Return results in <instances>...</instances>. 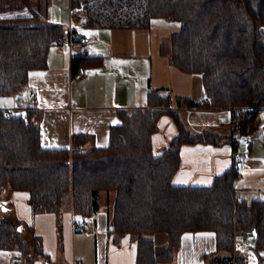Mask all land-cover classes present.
I'll use <instances>...</instances> for the list:
<instances>
[{
  "label": "trees",
  "instance_id": "trees-1",
  "mask_svg": "<svg viewBox=\"0 0 264 264\" xmlns=\"http://www.w3.org/2000/svg\"><path fill=\"white\" fill-rule=\"evenodd\" d=\"M36 0H0V98L21 97L33 71L49 66L63 25L11 26L10 21L36 18ZM84 9L86 29H151L157 19L178 23L170 37L171 59L182 72L201 75L205 98L173 95L151 88L147 107L119 110L121 122L111 127L109 145L86 148L89 135L75 133L70 148L42 144V112L20 102L0 109V197L11 190L28 195L34 214L60 213L93 217L100 194L114 193L109 236L115 245L137 244L136 264L170 263L186 233L215 232L216 264H236L237 241L254 239L264 253V199L239 195V140L261 118L264 108V0H71ZM30 11L31 15L24 14ZM104 64L102 56L80 55L73 75ZM233 112L230 134L194 132L181 108ZM169 116L179 131L157 153L154 135ZM231 144L232 166L209 186H180L174 177L182 166V148L192 144ZM0 221V249L18 250L28 264L40 257L50 264L42 236L31 226ZM167 237L159 251L155 236ZM208 258V257H207ZM219 259V260H218ZM41 264V263H40ZM242 264H245L244 262ZM264 264V255L259 258Z\"/></svg>",
  "mask_w": 264,
  "mask_h": 264
},
{
  "label": "crops",
  "instance_id": "crops-1",
  "mask_svg": "<svg viewBox=\"0 0 264 264\" xmlns=\"http://www.w3.org/2000/svg\"><path fill=\"white\" fill-rule=\"evenodd\" d=\"M24 14L31 15L30 11ZM160 28L154 24L151 29H89L88 32L80 30L93 37L94 42L90 55L102 56L104 58L102 66L88 69L87 77L83 80L78 79L73 75V61L68 50L61 51L54 45L50 51L48 68L33 71L28 88L23 95L19 98L15 97V104L11 107L0 104V109L2 107L16 108L20 102L33 105L42 112L41 131L44 147L70 148L73 134L85 133L89 135L86 148L90 149L95 146L109 145L111 127L121 122L119 110L132 111L147 107L148 92L151 88L163 90L170 88L172 89L170 93L173 95L193 97L195 100L204 99L205 97L197 99L192 95L195 75L182 72L174 66L171 58L163 55L160 44L161 35L158 33ZM138 64H141L144 69H149L147 82L140 87L135 67ZM107 68L109 70H106ZM30 91L36 92L35 99L31 98ZM180 111L182 117L188 114L190 126L204 130L212 129L224 135L230 134L228 125L233 120V112L230 109L212 111L184 107ZM164 124L170 125L169 139L159 135ZM254 128L253 124L250 132L243 134L246 148L239 154V160L244 159L249 164L256 163L251 157L258 147V141H254L258 140ZM160 130L153 137L157 153H162L179 131L176 123L167 115L160 120ZM232 152L233 148L229 143L185 145L182 148V166L174 177V184L180 186L211 185L216 176L225 173L232 166ZM258 172H264V168H256L253 174ZM244 190L243 192L248 191V189ZM262 191V189L258 190L259 193ZM113 194L101 193L98 213L90 218L82 217V219H87L88 226L95 231L96 256L93 264H136V242L133 243L128 238L123 241L122 245L117 246L108 233L111 224V205L115 200V194ZM4 199H0L2 208L0 209V221L2 212L7 211H10L12 215V212H16L19 218L27 220L30 228L34 226L36 233L42 236L45 251L50 257V264H59L60 260L57 259L55 252L57 246L53 240L58 214L51 212L34 214L28 195L25 193H14ZM106 200L107 206L104 205ZM13 204L14 210L11 208ZM67 209L71 216L73 215V222L70 224V215L65 214L66 228L67 230L69 228V235L72 230L76 240V224L79 221L76 222L74 219L75 214L72 208ZM50 242L54 244L53 247ZM155 242L160 252L167 248L166 236L156 235ZM216 245L215 232L186 233L174 260L161 264H216L217 256H210L215 252ZM244 246H246L245 240H238L235 253L240 256L241 260L244 257L247 258L246 264H249L252 260L250 253H244L242 250ZM263 255V252L258 254L257 264ZM70 256L71 253L68 257ZM22 257V253L18 250L0 249V264H25ZM74 257L76 263L79 261L83 264V260L77 258L75 254V247ZM43 260L44 258L40 257L36 264H40Z\"/></svg>",
  "mask_w": 264,
  "mask_h": 264
},
{
  "label": "rangeland",
  "instance_id": "rangeland-1",
  "mask_svg": "<svg viewBox=\"0 0 264 264\" xmlns=\"http://www.w3.org/2000/svg\"><path fill=\"white\" fill-rule=\"evenodd\" d=\"M36 11L38 13V17L36 18H24V19H17L10 21L11 26H38L43 24H58L63 25L66 30L69 28L70 24V7H71V0H36L35 1ZM83 20L84 16H79L74 20V26H77L81 31L88 32L89 29H86L83 26ZM154 24L158 27H161L158 31V33L161 35L160 44L163 49V55L165 57L171 58V48H170V33H172L178 29V23H175L169 19H157L154 21ZM171 33V34H172ZM102 45V44H100ZM137 69V78H139L138 85L139 87L145 84L147 82V78L149 76V69L143 68L141 64H138L135 66ZM106 70H109L107 68ZM134 78V77H133ZM165 92H172V89L165 88ZM192 95L197 98L201 99L205 97V89L203 87L202 83V77L201 75H195L193 84H192ZM15 97H4L0 98V104L1 105H8L9 107L13 106L15 104L14 102ZM9 107H2L4 110H10ZM262 111V110H261ZM261 112V116L263 115ZM183 118L186 122V124L192 128L193 131H199L204 129H197L193 126H190L188 123V114H184ZM255 129H259V121H256L254 123ZM169 129L170 125L164 124L161 127V130L159 131V135L162 137H165L166 139H169ZM212 130V129H210ZM220 130V129H218ZM237 138L239 140V154L246 148V140L245 136L243 134H237ZM258 140H254L255 142L258 141V147L254 154L251 156L255 159L256 163L249 164L246 162V160L241 159L240 164V171L241 175L239 179L237 180V189L239 192V195L241 197H245L248 200L253 199H264V172L262 173H256L253 174V171L256 168H264V137L258 136ZM168 146V145H167ZM159 150V149H157ZM249 187V188H246ZM244 189L246 190V192ZM259 189H262V193L258 192ZM15 192L8 190L5 192L0 199H4L6 197H10ZM106 194L107 192H102ZM113 194V193H111ZM114 195V194H113ZM107 197V196H106ZM107 199V198H106ZM5 200V199H4ZM114 204V203H113ZM104 205H108L107 200L104 203ZM113 208V205H111ZM12 210H14V204L11 206ZM111 208V209H112ZM0 209H2L0 207ZM10 211L2 212L1 220H13L16 223H18L22 229L21 234L23 238H31L32 232L30 229L29 222L27 220H23L22 218H19L16 212ZM57 220H56V226H55V238L53 239L56 244V255L57 259L60 260L59 264H80L76 263L74 261V247H75V254L77 255V258L83 260V264H90L95 262V256H96V242H95V235H94V229L91 226H88L85 230H80L77 228L76 232V240L75 237H73V232L70 230L69 235V228L67 230L66 228V221L67 219H64L65 214L70 215V224L73 222L70 211L68 209H64L62 212L57 213ZM74 219L76 222L82 221L81 216H74ZM73 219V220H74ZM156 237V236H155ZM134 243V242H133ZM246 246L242 247V250L244 253H250L251 262L249 264H257L258 262V253L254 250V244L248 245L247 241L245 240ZM50 245L53 247L54 244L50 242ZM237 245V244H236ZM244 245V243H242ZM168 247V244H167ZM71 253V256L68 257ZM24 263L27 264V261L25 259ZM247 263V262H246Z\"/></svg>",
  "mask_w": 264,
  "mask_h": 264
},
{
  "label": "built area",
  "instance_id": "built-area-1",
  "mask_svg": "<svg viewBox=\"0 0 264 264\" xmlns=\"http://www.w3.org/2000/svg\"><path fill=\"white\" fill-rule=\"evenodd\" d=\"M84 15V9L82 7H70V28L67 30L64 36L59 37L55 41V45L59 47L61 51L65 49L68 50L72 61L80 55H89L92 52V44L94 42L93 37L90 34L82 33L77 26H74V20L79 16ZM88 75L86 70H82L80 74L76 77L78 79H85ZM30 96L32 99H35L37 94L35 91H30ZM264 110V109H263ZM264 114V113H263ZM7 118H11V111H7ZM256 128V127H255ZM255 136H263L264 137V115L261 117V121H259V129H255ZM88 226V221L83 219L79 223L76 224V227L80 230H85ZM247 244L251 245L254 243L253 238H248ZM248 259L245 258L244 262ZM20 263V262H19ZM41 264H49L47 261H42Z\"/></svg>",
  "mask_w": 264,
  "mask_h": 264
}]
</instances>
